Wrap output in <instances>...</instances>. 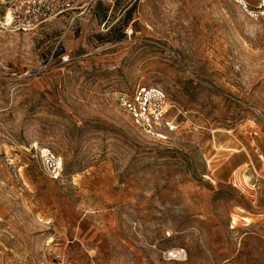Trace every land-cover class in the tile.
<instances>
[{"label": "rangeland", "instance_id": "obj_1", "mask_svg": "<svg viewBox=\"0 0 264 264\" xmlns=\"http://www.w3.org/2000/svg\"><path fill=\"white\" fill-rule=\"evenodd\" d=\"M3 14L0 264H264L262 0H92L27 32ZM138 84L186 112L168 144L120 107Z\"/></svg>", "mask_w": 264, "mask_h": 264}, {"label": "built area", "instance_id": "obj_2", "mask_svg": "<svg viewBox=\"0 0 264 264\" xmlns=\"http://www.w3.org/2000/svg\"><path fill=\"white\" fill-rule=\"evenodd\" d=\"M92 0H0L3 8L2 27L7 30L27 32L37 28L49 18L85 8ZM112 1V0H111ZM245 9L247 4L243 2ZM264 8V0H262ZM118 102L141 133L154 142L168 144L184 124L186 112L172 102L165 89L154 84H138L131 92L122 93ZM39 156L47 174L58 179L63 174L61 159L49 147L39 149ZM255 185L250 189L255 191ZM255 195L252 192V195ZM170 261L187 259L185 247L165 250ZM62 264V263H58ZM64 264V263H63ZM68 264H72L68 262Z\"/></svg>", "mask_w": 264, "mask_h": 264}, {"label": "crops", "instance_id": "obj_3", "mask_svg": "<svg viewBox=\"0 0 264 264\" xmlns=\"http://www.w3.org/2000/svg\"><path fill=\"white\" fill-rule=\"evenodd\" d=\"M244 164L246 166H248V167H251L253 169V171L256 172L259 175V170H261L262 165H259L258 167H256L254 162H253V160H252V158H251V156L249 157L248 160L244 161L241 165H238L237 169H239ZM251 200H252L253 203L256 202L253 195L251 196Z\"/></svg>", "mask_w": 264, "mask_h": 264}, {"label": "bare ground", "instance_id": "obj_4", "mask_svg": "<svg viewBox=\"0 0 264 264\" xmlns=\"http://www.w3.org/2000/svg\"><path fill=\"white\" fill-rule=\"evenodd\" d=\"M240 1H243V0H240Z\"/></svg>", "mask_w": 264, "mask_h": 264}]
</instances>
